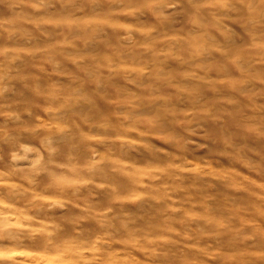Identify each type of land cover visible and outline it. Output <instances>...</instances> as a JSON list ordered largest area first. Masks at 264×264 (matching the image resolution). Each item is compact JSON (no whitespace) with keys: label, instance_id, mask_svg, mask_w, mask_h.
<instances>
[{"label":"clouds","instance_id":"1","mask_svg":"<svg viewBox=\"0 0 264 264\" xmlns=\"http://www.w3.org/2000/svg\"><path fill=\"white\" fill-rule=\"evenodd\" d=\"M0 264H264V0H0Z\"/></svg>","mask_w":264,"mask_h":264}]
</instances>
